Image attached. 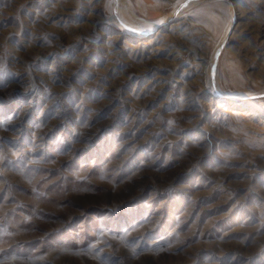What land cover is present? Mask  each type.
<instances>
[{
    "label": "rangeland",
    "instance_id": "rangeland-1",
    "mask_svg": "<svg viewBox=\"0 0 264 264\" xmlns=\"http://www.w3.org/2000/svg\"><path fill=\"white\" fill-rule=\"evenodd\" d=\"M0 264H264V0H0Z\"/></svg>",
    "mask_w": 264,
    "mask_h": 264
},
{
    "label": "bare ground",
    "instance_id": "bare-ground-1",
    "mask_svg": "<svg viewBox=\"0 0 264 264\" xmlns=\"http://www.w3.org/2000/svg\"><path fill=\"white\" fill-rule=\"evenodd\" d=\"M158 22L154 23V24H151V25H145L143 24L147 29L148 31H153L154 29H156L158 27ZM132 26V25H131ZM235 27V26H234ZM166 30V27H163V28H158V30L156 31V34H159L161 33L162 31ZM137 35H142L143 33L142 32H135ZM182 44V43H181Z\"/></svg>",
    "mask_w": 264,
    "mask_h": 264
}]
</instances>
